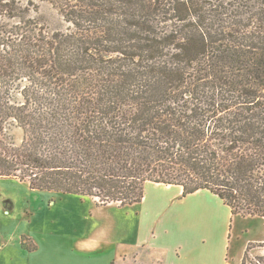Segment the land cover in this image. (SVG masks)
<instances>
[{"label": "trees", "instance_id": "obj_1", "mask_svg": "<svg viewBox=\"0 0 264 264\" xmlns=\"http://www.w3.org/2000/svg\"><path fill=\"white\" fill-rule=\"evenodd\" d=\"M0 179L264 218V0H0Z\"/></svg>", "mask_w": 264, "mask_h": 264}, {"label": "rangeland", "instance_id": "obj_2", "mask_svg": "<svg viewBox=\"0 0 264 264\" xmlns=\"http://www.w3.org/2000/svg\"><path fill=\"white\" fill-rule=\"evenodd\" d=\"M42 12L51 28L63 26L51 7ZM8 134L21 143L19 128ZM176 193L147 183L142 203L101 206L88 196L0 179V264H109L110 258L134 264L137 254L139 264H157L160 253L137 247L150 230H160L170 247H183V264H264V218L232 216L211 194L178 199ZM23 240L36 250L24 248Z\"/></svg>", "mask_w": 264, "mask_h": 264}, {"label": "crops", "instance_id": "obj_3", "mask_svg": "<svg viewBox=\"0 0 264 264\" xmlns=\"http://www.w3.org/2000/svg\"><path fill=\"white\" fill-rule=\"evenodd\" d=\"M153 185H162V184H154ZM165 186V185H164ZM150 187V186H147ZM166 187H174L177 190L176 197L178 199H184L181 197L182 194V188L178 186H166ZM204 194H212L209 191L206 190H200L192 195H189L187 198L197 196V195H204ZM217 197V196H216ZM221 201V200H220ZM228 208V207H227ZM229 209V208H228ZM230 210V209H229ZM167 235V233H165ZM138 249L140 252L142 251H147V252H157L160 253L163 258L160 262L157 264H183V247L180 244H173L171 247L166 244L165 240L162 239V235L160 230H150V233L148 235V240L146 242H141L137 244ZM85 250V249H84ZM139 259L140 257L137 255L133 256L131 259L134 264H139ZM110 262L109 264H114L116 263V259L110 258L108 260Z\"/></svg>", "mask_w": 264, "mask_h": 264}]
</instances>
